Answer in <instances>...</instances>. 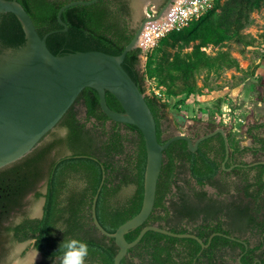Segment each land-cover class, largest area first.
I'll return each mask as SVG.
<instances>
[{
    "label": "trees",
    "instance_id": "1",
    "mask_svg": "<svg viewBox=\"0 0 264 264\" xmlns=\"http://www.w3.org/2000/svg\"><path fill=\"white\" fill-rule=\"evenodd\" d=\"M17 1L30 14L41 36L55 30L47 36L46 44L56 55L88 50L118 55L135 32L130 24V0L71 5L61 15L66 30H61L57 13L73 0ZM263 4L264 0L215 2L212 9L181 30L161 38L146 56L143 68L139 66V47L126 53L122 66L145 94L160 143L171 136H162L171 99L177 104L194 97L209 86L210 76L226 69L243 70L228 43L257 45V37L243 32V28L250 23V14ZM24 42L25 32L18 17L12 12L2 13L0 50L19 48ZM208 47L216 49L209 52ZM259 64L248 74L255 75ZM201 75L204 80L199 85ZM261 79L258 75L257 80ZM148 80L161 89L162 96L146 92ZM259 99L264 102L261 93ZM106 102L116 111L123 110L109 91ZM82 108L84 116H80ZM205 126L203 133L218 127L226 130L214 113H210ZM263 131L264 119L249 120L245 130L250 138L247 145H241L227 132V160L225 140L219 132L201 140L195 151L190 150L185 139L172 141L163 151L153 209L146 221L128 231L125 238L132 241L143 226L157 224L174 232L195 233L208 245L202 247L191 237L148 230L120 264H264ZM246 154L252 158L246 160ZM145 168L141 131L135 125L110 119L101 109L97 90L84 87L38 145L0 168V244L10 241L11 233L19 240L34 238L33 246L43 255L37 264H61V243L75 238L88 243L85 264H113L118 246L113 237L101 234L94 225L92 200L98 193L96 217L104 229L114 232L142 207ZM191 179L199 188L191 184ZM42 181L45 193L37 190ZM205 185L214 187L216 193H208ZM29 193L34 198L44 197L42 216L29 218L24 214L16 224H6L16 212L25 213ZM214 232L244 241L221 234L211 236ZM0 247L1 261L5 248L3 244Z\"/></svg>",
    "mask_w": 264,
    "mask_h": 264
},
{
    "label": "water",
    "instance_id": "2",
    "mask_svg": "<svg viewBox=\"0 0 264 264\" xmlns=\"http://www.w3.org/2000/svg\"><path fill=\"white\" fill-rule=\"evenodd\" d=\"M95 1L97 0H73L61 6L57 13V20L63 25L61 30L67 29V24L61 17L65 8L74 4H91ZM148 1L150 0H130L131 19L134 21L132 27L135 28V32L120 54L88 50L56 55L46 44L47 36L55 30L41 36L32 17L17 0H0V18L2 13L12 12L20 20L25 32V42L22 46L0 50V168L20 159L38 145L86 86L97 90L101 109L110 119L135 125L143 134L146 168L144 198L139 212L119 225L114 232H109L96 217L98 193L92 200L94 225L101 234L113 237L118 246L113 264H120L128 250L135 246L148 230L175 237H191L202 247H206L208 243H204L195 233L174 232L157 224L143 226L132 241H128L125 234L143 224L150 215L154 206L163 151L172 141L185 139L190 150L195 151L201 140L219 132L225 140V159L229 155L227 134L223 127L204 133L195 140L190 135L178 131L164 143L158 141L156 122L145 100V94L122 66L126 53L138 46V38L145 23L162 17L176 0H166L156 12H145L140 20H136L144 3ZM106 91L117 98L123 108L122 111H116L108 106ZM99 189L100 187L98 191ZM215 234L243 241L237 236L222 232H214L211 236Z\"/></svg>",
    "mask_w": 264,
    "mask_h": 264
},
{
    "label": "rangeland",
    "instance_id": "3",
    "mask_svg": "<svg viewBox=\"0 0 264 264\" xmlns=\"http://www.w3.org/2000/svg\"><path fill=\"white\" fill-rule=\"evenodd\" d=\"M163 0H150L144 3L140 15L137 17L140 20L145 12H156L161 6ZM225 0H215L218 4ZM250 23L243 28V32H248L257 37V45L243 47L234 42H229L232 54L239 60L240 66L243 70L235 68L226 69L220 75H212L209 77L208 87H203L202 91L192 98L181 100L175 104L176 100H170L168 107L169 118V132L165 137L175 132H183L188 135L196 131L198 126L204 125L206 119L210 117V113H214V117H219L223 124L226 125V131L231 132L232 135L239 141L241 145L250 144V138L246 135L247 123L249 120L264 119V102L259 99V93L264 96V4L258 10H254L250 14ZM134 21H130L131 26ZM216 48L208 47L207 51L213 52ZM173 51V49H170ZM260 63L256 69L255 75L248 73L253 70L256 63ZM145 63L144 57L140 56V68H143ZM247 71V72H245ZM262 77L261 82L257 80V76ZM201 75L198 79L199 85L203 84L204 78ZM146 92H152V87L155 85L153 81H146ZM226 104L230 107V120L227 123L223 122L222 113ZM219 107V109H218ZM80 116H83V108L80 111ZM64 130L61 129L60 133ZM198 134V133H197ZM264 135V131H263ZM246 160L251 159L250 154L244 157ZM189 176V174H187ZM191 184L198 187L193 179ZM42 184L40 185V187ZM206 189L212 192L208 186ZM27 208L32 210L35 208L40 214V206L42 199L35 200L32 194L27 196ZM22 212H16L12 219L18 218ZM5 241V240H4ZM32 242L27 241L19 245H12L8 256L3 260L11 261L12 264H18L21 261L27 260L28 263L39 261L34 256ZM32 256V257H31ZM1 261V262H3Z\"/></svg>",
    "mask_w": 264,
    "mask_h": 264
},
{
    "label": "built area",
    "instance_id": "4",
    "mask_svg": "<svg viewBox=\"0 0 264 264\" xmlns=\"http://www.w3.org/2000/svg\"><path fill=\"white\" fill-rule=\"evenodd\" d=\"M215 0H176L165 12V14L155 20L147 21L138 38V46L141 54L146 56L157 46L159 40L171 31L181 30L187 23L197 19L205 12L212 9ZM152 92L158 96H162V91L155 85ZM222 116L223 122L230 120V107L226 104Z\"/></svg>",
    "mask_w": 264,
    "mask_h": 264
},
{
    "label": "flooded vegetation",
    "instance_id": "5",
    "mask_svg": "<svg viewBox=\"0 0 264 264\" xmlns=\"http://www.w3.org/2000/svg\"><path fill=\"white\" fill-rule=\"evenodd\" d=\"M166 0H163L162 1V3H161V5L165 2ZM85 115V111L83 110V116ZM169 126H170V124H169V118H166V119H164L163 120V132H162V136L163 137H165V134L166 133H168L169 132ZM198 128L199 129H197L196 131H194V129H193V132L191 133V138L193 139V140H195V139H197L199 136H200V134L202 135V134H204L203 132L205 131V129H206V126H205V124L204 125H201V126H198ZM54 129V128H53ZM51 131V130H50ZM199 134V136L198 137H195L196 136V134ZM226 134H227V131H226ZM47 135V134H46ZM170 135V134H169ZM168 136V135H167ZM41 141V140H40ZM40 143V142H39ZM230 151V150H229ZM226 157V156H225ZM228 157H229V155H228ZM252 158V157H251ZM228 159V158H227ZM227 159H225V160H227ZM223 164H224V161L222 162V166H223ZM227 169H230L229 167L227 168ZM219 178H221V176H219ZM42 184V186L40 187V185ZM198 187L197 188H199V185L198 184H196ZM209 187L210 189H212V192H209L207 189H206V187ZM204 188L208 191V193H212V194H215L216 193V189L214 188V187H212V186H210V185H205L204 186ZM37 190H40L42 193H45V191H46V185H45V183L42 181V182H40L39 184H38V187H37ZM29 194H32V196H33V193H29ZM28 194V195H29ZM27 195V196H28ZM27 196L25 197V201H27L26 199H27ZM34 197V196H33ZM35 200H39V199H42V203H41V206H40V214L38 215V210L36 209V211H35V208H33L32 210H28V209H25V208H27V205H24V212L25 213H23L22 212V214L21 215H19L18 216V218H15V219H12V217L10 216L9 217V219L5 222L6 224H8L10 221H14V224H16L17 222H19L20 220H22V218H23V216H24V214L25 215H27L29 218H36V217H41L42 216V213H43V204H44V197L43 196H41V197H39V198H34ZM12 233H11V238H10V241L9 240H5L4 242H2V244H3V247L5 248V251H4V254H3V257H2V260L1 261H3L7 256H8V254H9V250L11 249V247H12V245H19V244H22V243H25V242H27V241H31L32 242V246H33V243H34V238H30V239H26V240H19V239H17V238H15V237H12ZM243 240V239H242ZM244 241V240H243ZM2 244H0V246L2 245ZM0 248H2V247H0ZM33 249L35 250V257H36V259H38V258H40V260L39 261H35V262H32V263H28V261L27 260H24V261H21V262H19L18 264H37V263H40L42 260H43V255H42V253L39 251V250H37L34 246H33ZM32 257V256H31ZM7 260V259H6ZM3 261V262H1L0 261V264H12V262L11 261ZM237 260H238V258H237ZM233 264H235V263H233Z\"/></svg>",
    "mask_w": 264,
    "mask_h": 264
},
{
    "label": "clouds",
    "instance_id": "6",
    "mask_svg": "<svg viewBox=\"0 0 264 264\" xmlns=\"http://www.w3.org/2000/svg\"><path fill=\"white\" fill-rule=\"evenodd\" d=\"M64 249L61 264H85L89 255V246L86 241L69 239L60 245Z\"/></svg>",
    "mask_w": 264,
    "mask_h": 264
}]
</instances>
